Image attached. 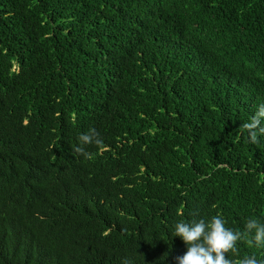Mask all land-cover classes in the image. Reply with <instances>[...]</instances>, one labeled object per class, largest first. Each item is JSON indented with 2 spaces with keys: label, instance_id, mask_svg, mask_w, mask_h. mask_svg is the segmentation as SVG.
Returning a JSON list of instances; mask_svg holds the SVG:
<instances>
[{
  "label": "trees",
  "instance_id": "obj_1",
  "mask_svg": "<svg viewBox=\"0 0 264 264\" xmlns=\"http://www.w3.org/2000/svg\"><path fill=\"white\" fill-rule=\"evenodd\" d=\"M261 104L264 0H0V264H176L213 215L264 260Z\"/></svg>",
  "mask_w": 264,
  "mask_h": 264
},
{
  "label": "clouds",
  "instance_id": "obj_2",
  "mask_svg": "<svg viewBox=\"0 0 264 264\" xmlns=\"http://www.w3.org/2000/svg\"><path fill=\"white\" fill-rule=\"evenodd\" d=\"M244 126L250 130L253 140L257 138V129L264 133V104L259 106L256 115ZM94 135L95 131L92 130L91 134H83L81 140L92 143ZM245 227L249 233L254 231L256 246L264 247V222L258 218H249ZM174 236L181 237L187 245V251L175 258L176 264H234L226 253L235 252L237 241L242 239V233L227 227L226 221L220 215H213L209 219L177 221L174 225ZM239 264H264V260H258L254 254L246 255Z\"/></svg>",
  "mask_w": 264,
  "mask_h": 264
}]
</instances>
